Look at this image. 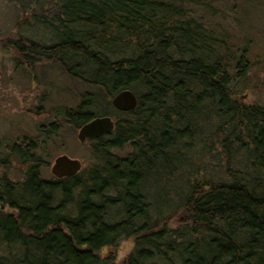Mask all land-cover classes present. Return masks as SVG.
Returning <instances> with one entry per match:
<instances>
[{"label": "trees", "instance_id": "obj_1", "mask_svg": "<svg viewBox=\"0 0 264 264\" xmlns=\"http://www.w3.org/2000/svg\"><path fill=\"white\" fill-rule=\"evenodd\" d=\"M174 1L5 0L50 35L0 30L13 67L44 59L90 88L52 113L72 126L115 116L91 139L92 164L72 175H39L35 149L58 122L0 141L1 166L15 157L23 167L18 180L0 174V264H115L98 250L127 234L135 247L122 264H264V106L232 90L246 46L229 49ZM122 87L136 96L127 110L110 103ZM192 141L216 143L222 169L195 166ZM123 145V155L111 151Z\"/></svg>", "mask_w": 264, "mask_h": 264}, {"label": "rangeland", "instance_id": "obj_2", "mask_svg": "<svg viewBox=\"0 0 264 264\" xmlns=\"http://www.w3.org/2000/svg\"><path fill=\"white\" fill-rule=\"evenodd\" d=\"M174 1V0H173ZM196 2L182 1L178 3L185 8L183 16L201 20L206 28H213L214 35L220 37L223 43L228 44L232 50H240L246 46L243 52L246 69L241 76L232 79V90L237 96L242 94L245 103H257L264 106V0H252L254 6L244 0H200L206 2L207 9L199 0ZM250 1L251 0H247ZM243 8V9H242ZM17 10L5 0H0V30L14 29L29 38L40 42H48L50 37L48 30L39 25L23 24L17 19ZM226 36H221L225 33ZM248 38V39H247ZM248 41H245V40ZM128 54V49L126 50ZM234 68V67H233ZM233 68L229 72L234 74ZM89 87L79 83L75 79L65 75L50 61L35 60L28 70L15 69L8 52L0 46V141L19 138L23 134L37 135L36 127H46L50 121L58 122L54 132L44 139L43 149H35V153L41 155L43 164L39 166V175L44 178L52 177L49 172V164L54 155L64 152L69 156L80 160L81 168L92 164L90 154V142L77 140L75 133L77 126H72L60 116H55L59 107H73L78 101V93ZM110 113V112H109ZM114 119V114H109ZM206 136V135H205ZM202 139L207 137H201ZM216 143L207 149L206 144L192 141V146L186 150L192 163L199 167L204 174H214L222 169V154ZM127 145L120 148H112L117 155H123L128 150ZM80 168V169H81ZM23 171L15 157L9 159L7 167L0 164V174L4 173L8 178L18 180ZM201 172V174H203ZM170 186L171 182H165ZM164 185V186H165ZM171 197V195H169ZM111 207L107 210L108 216L114 218L121 213ZM172 227L175 223L170 224ZM122 237H131L130 234L120 235L111 246L115 262V248ZM134 241V240H133ZM2 249V247H1Z\"/></svg>", "mask_w": 264, "mask_h": 264}, {"label": "water", "instance_id": "obj_3", "mask_svg": "<svg viewBox=\"0 0 264 264\" xmlns=\"http://www.w3.org/2000/svg\"><path fill=\"white\" fill-rule=\"evenodd\" d=\"M240 96L242 98L243 95ZM110 103L117 110H127L135 105L136 96L130 88L122 87L111 94ZM113 123L114 120L109 114L94 115L77 126L75 136L79 141L94 138L111 130ZM80 168V160L64 152L54 155L48 167L54 177L75 174Z\"/></svg>", "mask_w": 264, "mask_h": 264}, {"label": "clouds", "instance_id": "obj_4", "mask_svg": "<svg viewBox=\"0 0 264 264\" xmlns=\"http://www.w3.org/2000/svg\"><path fill=\"white\" fill-rule=\"evenodd\" d=\"M135 247L134 241L131 237H122L118 241V246L115 248V264H122L127 256L133 251ZM111 250L110 245H102L98 250L101 257H106Z\"/></svg>", "mask_w": 264, "mask_h": 264}, {"label": "flooded vegetation", "instance_id": "obj_5", "mask_svg": "<svg viewBox=\"0 0 264 264\" xmlns=\"http://www.w3.org/2000/svg\"><path fill=\"white\" fill-rule=\"evenodd\" d=\"M92 139V138H91ZM91 139L88 138V140L90 141Z\"/></svg>", "mask_w": 264, "mask_h": 264}]
</instances>
